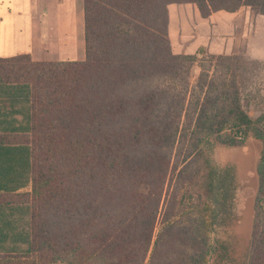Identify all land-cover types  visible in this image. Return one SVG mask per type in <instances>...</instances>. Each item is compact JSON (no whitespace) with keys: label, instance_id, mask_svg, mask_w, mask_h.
Masks as SVG:
<instances>
[{"label":"trees","instance_id":"obj_1","mask_svg":"<svg viewBox=\"0 0 264 264\" xmlns=\"http://www.w3.org/2000/svg\"><path fill=\"white\" fill-rule=\"evenodd\" d=\"M172 4L204 19L244 6L264 16V0H84V61L0 58L12 110L0 112V144L24 145L31 167L20 197L31 239L0 264H210L205 218L228 197L212 150L250 138L261 152L248 264H264V112L244 108L240 56L211 55L191 85L199 52L173 53ZM15 112L21 127L9 126Z\"/></svg>","mask_w":264,"mask_h":264},{"label":"crops","instance_id":"obj_2","mask_svg":"<svg viewBox=\"0 0 264 264\" xmlns=\"http://www.w3.org/2000/svg\"><path fill=\"white\" fill-rule=\"evenodd\" d=\"M168 11L172 46L189 35L208 32L216 15L236 13L219 11L204 19L194 4H172ZM21 54H29L35 62L84 61V0H0V58ZM18 110L28 112L25 106ZM0 112L12 110L0 104ZM15 118L18 123L11 121L9 126L21 127L24 118L16 112ZM26 193H31L27 149L20 143L0 144V253L22 242L16 250L28 247L30 206L20 198Z\"/></svg>","mask_w":264,"mask_h":264},{"label":"rangeland","instance_id":"obj_3","mask_svg":"<svg viewBox=\"0 0 264 264\" xmlns=\"http://www.w3.org/2000/svg\"><path fill=\"white\" fill-rule=\"evenodd\" d=\"M200 42L203 47L198 45ZM172 51L179 55L199 52L198 62L192 69V86L202 68L213 70L211 55L242 57L244 108L253 118L264 112L263 15L246 6L232 15L222 12L216 15L208 32L182 38L180 43L172 46ZM260 152L261 143L254 138H250L242 147L215 145L212 150L213 163L220 173L218 186L223 187L220 193L228 190V197L215 206V220L211 213L205 218L207 224L212 221L215 223L211 233L213 253L210 264H248L254 223V198L258 188L256 167ZM192 217L201 225V213H192ZM20 245H17L18 248ZM17 246H9L8 252H20L16 250Z\"/></svg>","mask_w":264,"mask_h":264}]
</instances>
